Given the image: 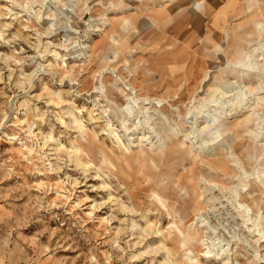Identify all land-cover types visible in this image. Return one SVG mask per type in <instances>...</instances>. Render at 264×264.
Returning <instances> with one entry per match:
<instances>
[{
  "label": "rangeland",
  "instance_id": "1",
  "mask_svg": "<svg viewBox=\"0 0 264 264\" xmlns=\"http://www.w3.org/2000/svg\"><path fill=\"white\" fill-rule=\"evenodd\" d=\"M0 264H264V0H0Z\"/></svg>",
  "mask_w": 264,
  "mask_h": 264
},
{
  "label": "crops",
  "instance_id": "2",
  "mask_svg": "<svg viewBox=\"0 0 264 264\" xmlns=\"http://www.w3.org/2000/svg\"><path fill=\"white\" fill-rule=\"evenodd\" d=\"M194 0H192L193 2ZM197 1V0H196ZM191 3V2H190ZM198 7L194 8L193 3L190 5L187 9V13L194 14L196 13V10ZM140 12L145 10H138ZM185 12V11H184ZM187 20L184 22V20ZM185 19H182L179 22L176 21H170L169 28H160L159 25L156 27L159 28V30H155L153 33H158V38H154V41H156L157 44H161L167 46L166 49H164L162 53V59L168 63L169 69H176L177 67L186 68L188 64V60L191 58V53L189 52L190 42L187 41V39L182 40V42H178V38L176 36H168L167 33L169 31L174 32L175 34L180 30V28L183 26H186V28L191 29H197L194 27V25L191 23L190 18L186 17ZM186 30V29H185ZM189 30V29H188ZM187 30V31H188ZM191 36V35H189ZM151 37L149 36L147 39L149 40ZM187 38V37H186Z\"/></svg>",
  "mask_w": 264,
  "mask_h": 264
},
{
  "label": "bare ground",
  "instance_id": "3",
  "mask_svg": "<svg viewBox=\"0 0 264 264\" xmlns=\"http://www.w3.org/2000/svg\"><path fill=\"white\" fill-rule=\"evenodd\" d=\"M78 122V121H77ZM78 124H80L79 122H78ZM81 125V124H80ZM185 137H187V138H192L189 134H185ZM122 142V141H121ZM164 144V141H163V143H162V145ZM165 145H166V143H165ZM197 146V145H196ZM198 148V147H197ZM82 149V148H81ZM166 150L167 149H164V154H165V152H166ZM169 150V149H168ZM126 151V150H125ZM87 154V153H86ZM178 176V175H177ZM180 176V175H179ZM201 209V208H200ZM179 230V232H183L181 229H178ZM196 234H198L196 231H194L193 230V232H189L188 234H187V236L185 235V238H184V241L186 242V240H192L193 238H194V236L196 235ZM183 241V242H184ZM201 242L203 243L204 242V239L203 240H201ZM188 249V248H187ZM189 251V253H191V250H188Z\"/></svg>",
  "mask_w": 264,
  "mask_h": 264
}]
</instances>
